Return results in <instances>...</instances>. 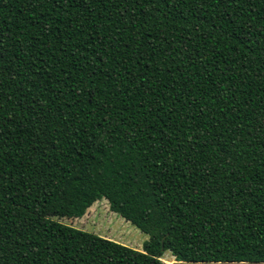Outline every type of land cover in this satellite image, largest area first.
Wrapping results in <instances>:
<instances>
[{
    "label": "trees",
    "instance_id": "1",
    "mask_svg": "<svg viewBox=\"0 0 264 264\" xmlns=\"http://www.w3.org/2000/svg\"><path fill=\"white\" fill-rule=\"evenodd\" d=\"M167 252L264 264V0H0V264Z\"/></svg>",
    "mask_w": 264,
    "mask_h": 264
},
{
    "label": "rangeland",
    "instance_id": "2",
    "mask_svg": "<svg viewBox=\"0 0 264 264\" xmlns=\"http://www.w3.org/2000/svg\"><path fill=\"white\" fill-rule=\"evenodd\" d=\"M57 220L139 251H143L144 243L149 239L148 235L113 213L106 200L95 203L81 219ZM163 261L166 264H176L175 258L169 252L164 255Z\"/></svg>",
    "mask_w": 264,
    "mask_h": 264
}]
</instances>
